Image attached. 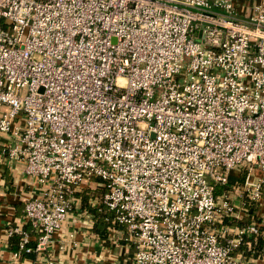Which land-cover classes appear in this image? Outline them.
<instances>
[{
	"label": "built area",
	"instance_id": "2783aa9c",
	"mask_svg": "<svg viewBox=\"0 0 264 264\" xmlns=\"http://www.w3.org/2000/svg\"><path fill=\"white\" fill-rule=\"evenodd\" d=\"M5 166L14 262L92 208L126 264H264V0H0Z\"/></svg>",
	"mask_w": 264,
	"mask_h": 264
},
{
	"label": "crops",
	"instance_id": "0c3cea01",
	"mask_svg": "<svg viewBox=\"0 0 264 264\" xmlns=\"http://www.w3.org/2000/svg\"><path fill=\"white\" fill-rule=\"evenodd\" d=\"M29 189L32 188L27 177L19 170L12 173L9 167L0 168V264H44L47 257L55 258L59 264H126L134 248L125 241L121 227H118V232L106 229L101 237L97 234L101 239L98 241L93 237H83L77 222L74 227L79 232L75 235V246L59 249L60 236H65V231L55 237L49 254H24L14 262L13 253L18 250L19 238L17 235H7L9 226L23 228L29 234V245L35 246L36 235L23 220L21 194Z\"/></svg>",
	"mask_w": 264,
	"mask_h": 264
},
{
	"label": "trees",
	"instance_id": "16d2710c",
	"mask_svg": "<svg viewBox=\"0 0 264 264\" xmlns=\"http://www.w3.org/2000/svg\"><path fill=\"white\" fill-rule=\"evenodd\" d=\"M90 210L95 216L94 231L101 237L102 235H104L105 230H108V227L112 225V223L110 222L111 216L104 211H97L96 209L92 208ZM112 226L115 227L114 224Z\"/></svg>",
	"mask_w": 264,
	"mask_h": 264
}]
</instances>
